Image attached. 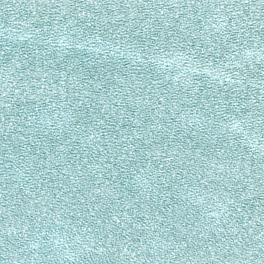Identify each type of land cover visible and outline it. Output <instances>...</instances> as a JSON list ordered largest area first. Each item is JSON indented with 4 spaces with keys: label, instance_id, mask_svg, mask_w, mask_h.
Wrapping results in <instances>:
<instances>
[{
    "label": "snow or ice",
    "instance_id": "obj_1",
    "mask_svg": "<svg viewBox=\"0 0 264 264\" xmlns=\"http://www.w3.org/2000/svg\"><path fill=\"white\" fill-rule=\"evenodd\" d=\"M0 264H264V0H0Z\"/></svg>",
    "mask_w": 264,
    "mask_h": 264
}]
</instances>
